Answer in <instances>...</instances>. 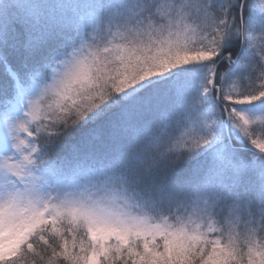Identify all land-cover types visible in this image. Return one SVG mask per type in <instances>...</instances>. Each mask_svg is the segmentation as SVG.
Listing matches in <instances>:
<instances>
[{"label": "snow or ice", "instance_id": "obj_1", "mask_svg": "<svg viewBox=\"0 0 264 264\" xmlns=\"http://www.w3.org/2000/svg\"><path fill=\"white\" fill-rule=\"evenodd\" d=\"M0 264H264V0H0Z\"/></svg>", "mask_w": 264, "mask_h": 264}]
</instances>
